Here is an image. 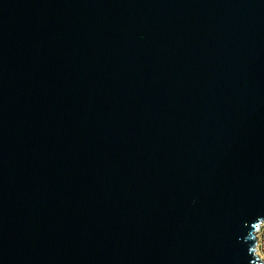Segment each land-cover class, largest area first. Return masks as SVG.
I'll list each match as a JSON object with an SVG mask.
<instances>
[{
	"label": "water",
	"instance_id": "obj_1",
	"mask_svg": "<svg viewBox=\"0 0 264 264\" xmlns=\"http://www.w3.org/2000/svg\"><path fill=\"white\" fill-rule=\"evenodd\" d=\"M264 0H0V264H263Z\"/></svg>",
	"mask_w": 264,
	"mask_h": 264
},
{
	"label": "built area",
	"instance_id": "obj_2",
	"mask_svg": "<svg viewBox=\"0 0 264 264\" xmlns=\"http://www.w3.org/2000/svg\"><path fill=\"white\" fill-rule=\"evenodd\" d=\"M257 252L258 257L264 264V222H261L257 229Z\"/></svg>",
	"mask_w": 264,
	"mask_h": 264
},
{
	"label": "bare ground",
	"instance_id": "obj_3",
	"mask_svg": "<svg viewBox=\"0 0 264 264\" xmlns=\"http://www.w3.org/2000/svg\"><path fill=\"white\" fill-rule=\"evenodd\" d=\"M257 255H258V252H257Z\"/></svg>",
	"mask_w": 264,
	"mask_h": 264
}]
</instances>
